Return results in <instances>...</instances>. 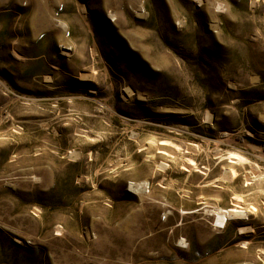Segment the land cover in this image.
<instances>
[{"label": "rangeland", "instance_id": "1", "mask_svg": "<svg viewBox=\"0 0 264 264\" xmlns=\"http://www.w3.org/2000/svg\"><path fill=\"white\" fill-rule=\"evenodd\" d=\"M0 264H264V0H0Z\"/></svg>", "mask_w": 264, "mask_h": 264}, {"label": "bare ground", "instance_id": "2", "mask_svg": "<svg viewBox=\"0 0 264 264\" xmlns=\"http://www.w3.org/2000/svg\"><path fill=\"white\" fill-rule=\"evenodd\" d=\"M233 175L234 174L232 173V176ZM146 186H147V183L146 182H141V183H138V184L137 183H131L129 185V188L132 189V190H134V192H140L141 193V191L145 190Z\"/></svg>", "mask_w": 264, "mask_h": 264}, {"label": "trees", "instance_id": "3", "mask_svg": "<svg viewBox=\"0 0 264 264\" xmlns=\"http://www.w3.org/2000/svg\"><path fill=\"white\" fill-rule=\"evenodd\" d=\"M250 139V138H249Z\"/></svg>", "mask_w": 264, "mask_h": 264}]
</instances>
